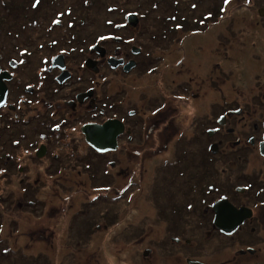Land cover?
Masks as SVG:
<instances>
[{
	"label": "flooded vegetation",
	"instance_id": "1",
	"mask_svg": "<svg viewBox=\"0 0 264 264\" xmlns=\"http://www.w3.org/2000/svg\"><path fill=\"white\" fill-rule=\"evenodd\" d=\"M234 1V10L228 9L231 15L214 13L213 24L223 23L222 28L198 32L201 41L193 51L180 41L177 31L168 29L159 37L149 35L148 44L130 45L124 36L113 35L108 42L105 37L117 33L111 27V32L96 35L98 43H74L81 47L78 55L64 48L69 38H75L71 31L64 33L61 47L62 36L46 38L48 33L40 32L47 33L46 48L52 46V39L57 40L53 47L58 51L46 53L39 73H27L25 83L15 82L17 69H7L0 61V72L8 71L5 104L0 108V121L6 134L10 133L5 139L8 154L2 156L12 180L8 222L16 227L18 213H36L38 221L37 236L13 235L52 247L53 241L66 239L58 206L63 200L71 207L70 193L77 194L87 184L85 179L75 183L69 176L73 171L86 176L90 188L105 189L116 197L110 200L114 204L129 193L117 185L120 178L128 179L139 194L148 177L145 193L155 206V219L164 222L166 230L159 238L165 243V256H155L150 250L151 256L145 258L150 264H264V1L257 5L251 4L255 0ZM76 7H58L46 21L49 29L56 32L58 25L71 26L74 21L82 26L87 16L81 13L86 12ZM118 12L120 17L136 15V24L126 22L128 28L141 25L143 18L135 11ZM118 20L124 21V17ZM107 22L103 26L108 28ZM168 33H174L172 38ZM179 42L181 49L175 46ZM93 45L103 47V54L92 52ZM42 46L40 43L38 53ZM174 46L181 52V60L171 56ZM57 56L62 58L56 60ZM111 57L120 60L115 68L109 62ZM110 120L116 124V147L98 151L83 128ZM180 130H191L190 141ZM169 131L181 133L186 156L175 150L168 158L155 153L161 145L167 147L172 136ZM28 132L37 137L22 147ZM16 134L18 143L12 144ZM188 160L192 161L189 165ZM205 172L212 175L207 183ZM109 183L112 186L107 189ZM157 186L161 188L156 198ZM17 190L22 195L12 202L11 194ZM57 194L61 200H56ZM105 202L112 204L109 199ZM119 213L114 208L108 215ZM109 217L94 223L89 235L102 239ZM235 220L238 222L231 227Z\"/></svg>",
	"mask_w": 264,
	"mask_h": 264
},
{
	"label": "rangeland",
	"instance_id": "2",
	"mask_svg": "<svg viewBox=\"0 0 264 264\" xmlns=\"http://www.w3.org/2000/svg\"><path fill=\"white\" fill-rule=\"evenodd\" d=\"M40 1L0 0V27L2 28L0 30V61H2V65L7 69L10 66L17 69L15 71L17 74L15 82L17 83L21 81L25 83L28 76L27 73L33 75L39 73L38 68L44 62L42 59L47 58L46 53L53 52L54 54L58 51L51 46L46 48L49 39L44 38L47 33L49 34V38L50 34L56 36L55 31L52 30L49 33L44 28L38 27L37 17L42 19V15L40 11H36V5ZM57 1L58 7L73 6V4H67L72 1L63 0L65 1L64 3L60 0ZM88 1V5L86 4V6L81 7L82 12H86V14L81 13V16L86 15L88 17L87 24L85 26H79V29L73 27L71 30L79 33V35L75 38H69L65 42L68 47L64 48H67V52L70 54L74 53L78 55L81 49V47L74 45V43H83L84 41L90 44L98 43L99 41H96L95 38L96 35H99V33L104 34L107 30L111 32L112 29H109L111 27L117 33L115 34L113 32L106 36L105 38L108 42H110V36L113 35L115 37L124 36L130 45L136 46L140 42L148 44L149 35H151L150 38H155V36L159 37L165 34V31L168 29L174 32L177 31L178 35H180V41L184 40L190 51H193L197 49L201 41L202 34L198 33L199 31L208 28L210 29L209 33H212L224 25L223 23L213 24L216 20L214 13L221 12L220 16L223 17L231 15L228 13L229 8L233 10L235 8L233 5L234 0H230L228 4H225L224 0H98V4L95 3L94 5L92 0ZM259 1L264 0H255L251 4L257 5ZM107 2L111 4V8H114L113 12L106 13L107 8L103 3ZM234 2L241 3L242 0H236ZM2 3L4 7L1 6L3 5ZM123 9L125 12L135 11V13L142 16V23L138 29L128 28L131 25H126V15L120 17V13L118 12ZM104 16H107V18ZM118 17L121 19L124 17V21L118 20ZM105 18L112 22L110 24L107 22L109 24L107 25L109 26L108 28L103 26ZM114 18L116 21H113ZM8 23L15 25L11 34L13 36L18 35V37L11 41L8 40ZM116 26H120V28L116 29ZM71 30L65 32V34ZM57 31H60V27ZM40 32L47 33L41 34ZM168 35L170 34L168 33ZM172 35L169 38H172ZM39 37H42V39L40 40ZM134 40L135 42H133ZM22 41H26V43ZM40 43L43 46L40 53H38ZM181 45V42H179V45L175 46L181 49ZM94 46L91 47V51L97 53L95 50H92ZM175 46L174 49L170 50L172 51L171 56L179 59L182 57V54L180 51H175ZM164 47L162 49H165ZM84 50L87 51L88 49L85 48ZM167 55L169 54L167 53ZM37 57V62L33 63ZM8 61L11 63L9 66ZM10 84L11 88L15 90V83L12 82ZM11 96L13 97V95ZM180 131H182L183 137L187 138V141H190L191 130L186 133L184 130ZM169 132L172 133V136L171 140L167 141V147L165 148L161 145L155 153L158 155L162 154L163 158H168L170 155H173L174 150L179 156L182 154L185 155L184 149L182 148L184 143L180 139L181 133L177 131L176 134L175 131ZM150 133L151 138H153V131ZM8 135H10L9 132ZM8 135L6 134L4 123L0 121V264H121V261L125 260L126 262H122V264H150L149 260H145V258L149 257L150 250L155 256H165V243L159 240L164 233L166 234L165 224L155 219V206L152 204L153 202L149 195L145 193L148 190L146 187L148 186V177L144 179V186L146 188L144 187L143 192L138 191L139 194H136L135 189L131 187L128 179L120 178L116 182L117 185L126 190L129 189V193L126 192L125 196L121 200H116L118 203L114 204L110 200H115L116 197L110 194L108 195L105 189L95 188V190L90 188V181L87 177L83 175L79 176L73 171L69 176L75 183H80L82 181L80 179H85L84 181L87 184L86 186L84 185V189L76 192L77 194H74V192L70 193L72 197L71 202H74L71 206L72 208L67 207V204L63 203V200L59 198L62 192L57 194L56 200L59 198L62 202L58 206L60 208L59 215L64 218V222L61 221L59 225L63 231L65 230L67 234L66 239L53 241L54 246L52 247L51 245H47L46 242L30 241V237L23 238L13 235V233L17 235L27 233L34 237L37 236L38 229L35 228L38 226V221L35 220L36 213H31V215L18 213L15 221L16 227L10 225L8 222V186H10L12 180L8 177L9 170L7 162L2 159L4 154H8V143L5 140ZM36 137V133L28 132L27 138L25 137L23 143L21 142V146H27L30 144L28 140H35ZM11 140L14 141L12 144L18 143V134L12 135ZM190 145L193 146L191 142ZM191 162V160H188L187 164L189 165ZM147 164L149 165V161ZM203 168L204 171L209 169L207 164ZM102 178L107 179L108 177L103 176ZM211 179L212 175L205 172L204 182L207 183ZM14 181L17 183V179ZM76 185L78 187L81 186L79 184ZM90 186L94 187L92 183H90ZM106 186L109 189L112 184L109 183ZM158 188L161 187L157 186L155 189L154 196L156 198L160 192ZM97 192H100V197L97 195ZM11 195H13L12 202H14L15 199L20 198L22 193L17 190L15 194L13 193ZM96 195L97 197L95 198ZM107 199L112 204H106L105 201ZM85 201H89V203L87 205H81ZM131 202L133 203L131 204ZM70 208L71 210L65 211ZM114 208H119L120 213L118 216L108 215ZM103 211L105 212L104 217L102 216ZM107 216H110L109 219L111 221L108 229L101 234L103 240H97L94 236H90V230L88 229L102 218L108 220V218H105ZM146 218L148 221L135 224L140 219ZM26 244L30 245L25 247ZM171 248L177 249L179 247L173 246ZM117 250L119 251L118 254ZM145 251H148L146 255H144Z\"/></svg>",
	"mask_w": 264,
	"mask_h": 264
},
{
	"label": "water",
	"instance_id": "3",
	"mask_svg": "<svg viewBox=\"0 0 264 264\" xmlns=\"http://www.w3.org/2000/svg\"><path fill=\"white\" fill-rule=\"evenodd\" d=\"M136 15L134 14H128L127 15V22L130 24H136ZM92 50H95L97 53L103 54L104 48L100 47L98 45H95ZM62 58L61 56H57V59ZM115 58L111 57L109 59V62L111 64V67L115 68L118 64ZM88 65V64H87ZM5 80H8V73L6 71L0 72V107H2L5 104L6 99V93H7V87L5 84ZM116 124L115 122H112L111 120L106 122L104 125H96L91 124L87 127H84L83 130L86 133L87 140L90 143V145L93 146L98 151H106L111 150L116 147L115 139L116 135L114 132ZM264 154V150H262ZM238 220H235L232 222L231 227H234ZM148 251H145L144 255H146Z\"/></svg>",
	"mask_w": 264,
	"mask_h": 264
},
{
	"label": "trees",
	"instance_id": "4",
	"mask_svg": "<svg viewBox=\"0 0 264 264\" xmlns=\"http://www.w3.org/2000/svg\"><path fill=\"white\" fill-rule=\"evenodd\" d=\"M60 1H62L63 3L65 2V1H72V2H68L67 4H73V6L74 5H77V7L76 8H79L80 10L82 9L81 7L82 6H86V4L87 3H89V1L88 0H83L82 2H81V0H65V1H63V0H60ZM57 0H41L39 3H37V5H36V11H40V14L42 15V19H39L38 17H37V20H38V27L39 28H44L45 30H47L49 33H51L50 31V29H49V25H47V23H46V21L48 20V19H50L51 17H52V14L54 13V11L55 10H57L58 9V6H57ZM92 3H93V5L95 4V3H97L98 4V0H92ZM3 4V3H2ZM88 5V4H87ZM103 5L107 8L106 9V13H108V12H113L114 11V8H111V4H108V2L107 3H103ZM1 6H3L4 7V4L3 5H1ZM104 17H106L107 18V16H104ZM106 18L104 19V20H106ZM59 19H61V16H59ZM58 18H55V19H53L52 20V22H53V26H54V28H56L57 27V25H58ZM87 20H88V17H87ZM87 20L83 23V25L85 26L87 23ZM8 22H9V19H8ZM16 24V23H15ZM40 24H41V26H40ZM56 24V25H55ZM25 25H26V23H25ZM82 25V26H83ZM14 24L13 23H8V27L11 29H9L8 28V40L9 41H11V40H14L16 37H18V35L16 34V35H12L11 34V31H12V29L14 28ZM59 27H60V31H57L56 30V35L57 36H62L61 38H59V41H60V47L61 46H63V41L65 40V38H64V36H65V32H67L68 30H71L73 27L74 28H76V29H79V26H81V24L80 23H75V21L74 22H71V26L69 25V24H67L66 26H63L62 27V25H58ZM58 27V28H59ZM57 28V29H58ZM2 28L0 27V30H1ZM96 30V29H95ZM42 34V33H41ZM79 35V33H76L74 30H71V32H70V36H73V37H76V36H78ZM47 36H49V34H47L46 35V38H47ZM20 37V36H19ZM2 39H3V37H2ZM23 43H26V41H22ZM21 42V43H22ZM57 43V40L56 39H52L51 40V43H50V45H52L51 47H53V43ZM12 44V43H11Z\"/></svg>",
	"mask_w": 264,
	"mask_h": 264
},
{
	"label": "snow or ice",
	"instance_id": "5",
	"mask_svg": "<svg viewBox=\"0 0 264 264\" xmlns=\"http://www.w3.org/2000/svg\"><path fill=\"white\" fill-rule=\"evenodd\" d=\"M230 2V0H224L225 4H228Z\"/></svg>",
	"mask_w": 264,
	"mask_h": 264
}]
</instances>
